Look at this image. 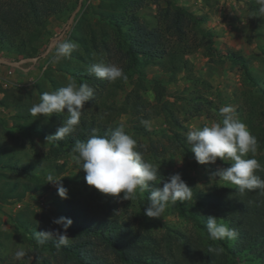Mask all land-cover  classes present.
I'll return each instance as SVG.
<instances>
[{"label": "rangeland", "instance_id": "rangeland-1", "mask_svg": "<svg viewBox=\"0 0 264 264\" xmlns=\"http://www.w3.org/2000/svg\"><path fill=\"white\" fill-rule=\"evenodd\" d=\"M167 1L171 0H141L133 17L128 18L122 15L123 9L115 0L112 4L111 0H81L79 10L67 27L69 17L74 13L79 0H66L69 7H73L70 14L60 17L49 16L44 27L30 30L28 34L17 36L15 39L8 38L5 41H10L9 44L0 41V58L13 62L22 61L16 67L0 63V102L3 99L2 92L8 87L22 88L24 92L31 91L35 87L40 91L42 87L45 91L52 92L71 81H75L78 86V80L71 76V67L86 69L93 63L103 62L123 69L126 60L122 57L126 47L121 38L124 36L129 39V24H133L134 21L141 27L161 34L162 38L156 40V44L151 42L154 51L162 53L165 58L169 51L175 50L183 57L187 66L177 71L174 78H170L169 72H165L169 68L166 69V65L161 64L163 62H157L155 58L139 59L137 61L139 64L129 69L133 72L127 80H123V87L117 91L116 98L117 102L123 101L127 93L132 89L136 90L145 105V113L142 116L131 112L121 113L108 119L107 123L111 121L115 128L123 125L125 132L137 141L136 150L142 153L143 159L159 167L162 173L168 175L167 179L179 173L189 178L192 186L204 191L223 185L230 186V182L219 179V176L212 178V174L218 169L227 168L229 161L218 158L215 164H198L196 160L181 152L174 143L164 113L162 112L160 116H152L147 107L156 103L153 84L158 77L165 88L160 103L167 109V119L169 117L177 119L185 135L193 128H202L212 122H222L219 108L223 106H231L242 121L239 117V107L243 101L254 96H262L261 90L264 89V18L259 16L257 0H172L194 16L191 23L186 24L184 36L177 39L164 28L165 19L161 9L168 6ZM103 2L106 3L105 6L101 5ZM99 8L102 11H109L111 8L114 17L119 20L121 30L117 31L110 25L102 26L97 18ZM132 9L134 8L130 10ZM202 29L213 33V45L216 51L213 55H208L204 49L203 39L199 33ZM90 35H93L98 42L108 41L117 50L110 55L99 48L98 54L92 55L91 52L94 51L86 52L79 49L77 39H86ZM64 41H72L76 44L71 54L80 52L82 60L79 63L70 61L67 57L53 62L58 43ZM143 46L144 44L141 43L135 45L134 50ZM48 47L50 48L43 57L33 62L29 60L42 54ZM231 55L236 59H242L245 66L230 60ZM89 61L90 64L86 66L85 63ZM7 71H11L8 72L10 75L8 78L2 75ZM139 71H144V75L141 76ZM1 76L16 85L12 86L4 82ZM45 77L48 80H44ZM138 80L141 81L137 87ZM52 83L55 84L54 87ZM40 93L34 92L26 99L34 104L39 103ZM10 99L14 101L13 96ZM85 106L86 103L84 108ZM88 109L89 107H86V110ZM11 112L8 110L9 116L7 114L2 116L1 113L6 111L2 112L0 108V119L8 118L6 123L9 125L12 123ZM110 114L111 112H108V115ZM56 115L54 114L55 117ZM64 115L68 114L64 112ZM141 120L148 121L149 125L144 126ZM15 132L22 135L21 130ZM164 133H167V136ZM23 139L26 148L22 150L17 147V165L33 163L32 173L45 189L37 187L25 190L23 195L12 196L10 194L15 191L11 193L8 191L6 194L0 190V264H74L67 256L32 242V237H40L38 231L58 230L66 234L67 242L81 244L82 249L95 256L96 262L100 264H120L111 248H106L104 240L110 234L111 223H115L113 221H117L116 225L120 227L121 232L130 235L150 234L157 240L161 239L166 228L177 232L193 231L192 222L187 218L179 217L170 207V203L160 218H148L144 214L148 203L147 191L142 193L138 191L131 200H120L102 194L88 185L84 179V171L71 158L72 147L58 149L57 154L50 153L44 156L50 145L48 141L37 134L32 135V138L28 136ZM158 142L164 145L166 151L157 144ZM150 143L155 146L151 150ZM2 169L4 168L0 169V183L27 180L19 168ZM48 174L62 179L63 187L68 190L67 199L60 198L57 187L47 183ZM158 180L159 178L156 181ZM156 183L153 184V188L163 186L161 183ZM2 193L7 197L2 198ZM120 195L123 196V193ZM193 201L194 199L191 198L187 204L191 206ZM57 202L62 204L58 206ZM18 203L20 208L17 207ZM60 217L70 218L73 221L66 233L61 226L53 223L54 218ZM109 220L111 222L105 225V221ZM76 222L78 224H74ZM76 226L78 229L74 230ZM170 249L168 250L171 253ZM18 250L26 253L25 257L19 260L14 258V253ZM170 253L160 250V255H164L165 259ZM143 256L146 257V254L143 253ZM240 264L263 263L258 260H247L246 254H243Z\"/></svg>", "mask_w": 264, "mask_h": 264}, {"label": "trees", "instance_id": "trees-1", "mask_svg": "<svg viewBox=\"0 0 264 264\" xmlns=\"http://www.w3.org/2000/svg\"><path fill=\"white\" fill-rule=\"evenodd\" d=\"M113 0H111L112 4ZM117 5L123 9V16L131 18L133 13L140 5L141 0H115ZM168 6L161 9L164 20V28H166L172 37L180 39L185 34L186 24H190L193 14L187 11L184 7L178 5L175 1H167ZM105 6L106 3H101ZM131 8H134L130 10ZM116 9H119L116 7ZM73 7H69L66 0H0V41L2 43L8 38H14L20 35L28 34L30 30L40 29L45 26L47 17H60L64 14H70ZM110 11V12H109ZM109 11L97 10V18L101 21L102 26H113L121 30L119 20L114 17V11L110 8ZM127 11V13H126ZM160 11V13H161ZM135 19V16H134ZM129 39L121 38L126 47L125 54L122 59L126 60L123 72L127 77L131 75L133 70H129L136 66L142 57L145 59H154L169 68L170 78H174L177 71L186 68L187 63L183 57L175 50L169 51L167 56L163 58L162 53H158L151 48L152 43L156 44V40L162 38L161 34L148 30L145 27L139 26L133 21L129 24ZM203 46L208 55L216 53L213 41L214 36L211 31L200 30ZM79 49L93 54H98L99 48L114 54L117 48L110 45L108 41L98 42L93 35L89 38H78ZM168 43L170 40L167 41ZM144 44L138 50H134L135 45ZM107 45V47H106ZM110 45V48L108 47ZM189 48V47H187ZM111 50V51H110ZM173 50V49H172ZM25 52V51H24ZM80 52L73 53L68 60L80 62ZM230 60L235 63H240L245 66L242 59H236L232 55ZM90 64L85 63L86 66ZM139 64V63H138ZM132 66V67H131ZM90 67V66H89ZM86 69H70L71 76L77 81L78 86L87 84L94 90V99L86 102L85 108L82 110L80 123L75 130L60 141L48 140L49 148L44 152V156L52 153L57 154L58 149L73 148L77 141L84 142L95 130L96 135L104 136L110 134V130L114 129V125L108 119L121 113L131 112L142 116L145 113V105L141 102V96L136 90H131L127 93L123 101L117 102L116 94L123 87V79H117L115 82H109L106 79H98L95 74L90 73ZM141 76L144 71H139ZM44 80H48L47 77ZM141 80L137 81L138 83ZM161 79L154 80L153 88L156 93L155 105H148L150 115L160 116L164 113V117L169 124L171 138L174 143L180 148L179 150L185 153L188 157L194 159V154L191 151V145L186 141V135L182 129L181 123L172 117L167 119V109L160 103L161 97L164 94V86L160 83ZM54 87L55 84L52 83ZM139 90V89H138ZM36 92L40 94L47 92L42 87L40 91L35 87L33 90L22 93L19 89H6L2 92L0 106L11 110V120L9 125L5 119H0V169L1 168H19L25 176L26 181H11L0 183V190L11 196L14 194L23 195L25 190L35 189L37 187H45L37 182V178L33 172V163L29 162L23 165H17V147L22 150L26 148L23 138H32V135L37 134L46 140V137L53 135L56 130L62 126L63 121L68 118V115L54 114L45 118L43 116L34 117L30 114L29 109L34 105L26 97L32 96ZM262 96H254L243 101L240 108V118L249 132L256 137L258 148L255 156L248 153L246 159L255 158L261 165V169L256 171V175L264 179V89L261 90ZM10 94V96H8ZM14 97V101H10V97ZM17 97V98H16ZM86 107H89L86 110ZM90 108L92 110H90ZM99 111V115H97ZM67 113V109L64 110ZM108 112H111L108 115ZM20 128V129H19ZM21 130L22 135L15 132ZM168 130V131H169ZM167 136V133H164ZM32 142V140L30 141ZM164 148L161 142L157 143ZM155 147L150 143L149 148ZM166 151V148H164ZM19 152V151H18ZM48 158V157H47ZM195 160V159H194ZM32 164V165H31ZM227 167L231 166V161L227 163ZM2 169V170H4ZM168 175L162 173L159 169L157 174L158 181L150 182L152 184L166 182ZM186 184L192 188V198L194 199L191 206L186 202L177 201L176 204H171L170 207L177 213L179 217L187 218L194 225L192 232H177L166 228L160 240L155 237L145 234L121 232V229L115 223H111L109 236L105 237L106 248H111L114 252V257L120 264H240L241 256L246 254V259L250 261L258 260L264 264V190L245 191L241 194L235 191L236 186L231 184L223 185L213 190L204 191L200 188L191 185L189 178L181 176ZM149 195V194H148ZM2 198L7 197L3 195ZM62 203L57 202V205ZM209 216L218 218L219 223L226 224L229 228L235 229L237 236L234 240H213L210 238L206 222ZM111 220L105 221V225ZM78 224V222L74 223ZM77 226L74 230H77ZM32 242L47 247L51 251L61 253L70 258L74 264H100L97 263V258L86 252L80 245L67 242L56 247L57 238H41L32 237ZM79 246V247H78ZM171 248V249H170ZM171 250L170 251L168 250ZM211 249H222L219 253L211 251ZM160 250L169 252V256L165 259L164 255H160ZM146 254V257L143 256ZM248 255V256H247Z\"/></svg>", "mask_w": 264, "mask_h": 264}, {"label": "clouds", "instance_id": "clouds-1", "mask_svg": "<svg viewBox=\"0 0 264 264\" xmlns=\"http://www.w3.org/2000/svg\"><path fill=\"white\" fill-rule=\"evenodd\" d=\"M259 16L264 18V0H257ZM76 48L72 41L58 43L53 62L71 55ZM88 71L95 74L98 79L115 82L117 79L127 80L123 69L114 64L103 62L93 63ZM94 90L87 84L77 86L75 81L52 92H44L40 102L34 104L29 112L34 117L43 116L46 119L53 114H62L67 109L68 118L63 121L53 135L46 137V141H60L72 133L80 123L82 110L86 102L94 99ZM222 122H212L202 128H193L186 133V141L191 145V151L198 164H215L217 159L231 161V166L218 169L212 178L228 181L235 185V191L243 194L245 191L264 190V179L256 175L261 165L255 158L246 159L248 153L255 156L258 142L247 126L236 116L231 106L219 108ZM141 124L148 126L149 122L141 120ZM137 141L124 130L123 125L110 130L104 136L93 134L84 142L77 141L72 148V160L85 173V182L93 186L100 193L120 200H131L137 192H149L148 203L144 214L148 218H160L169 203L191 200L192 192L179 173L171 175L162 187L153 188L150 182L157 180L159 167L143 159L142 153L136 150ZM47 183L57 187V194L62 199L68 198V190L63 187L61 180L48 174ZM123 193V196L120 194ZM53 223L61 226L64 233L72 225L70 218H54ZM206 227L213 240H234L237 236L235 229L229 228L224 223H219L218 218L209 216ZM38 236L43 238L57 237L59 248L67 243L68 236L58 230L38 231ZM219 253L222 249H211ZM23 250L14 253V258L19 260L25 257Z\"/></svg>", "mask_w": 264, "mask_h": 264}, {"label": "water", "instance_id": "water-1", "mask_svg": "<svg viewBox=\"0 0 264 264\" xmlns=\"http://www.w3.org/2000/svg\"><path fill=\"white\" fill-rule=\"evenodd\" d=\"M80 4H81V0H79L78 5H77V7H76L74 13H72V14L70 15V17H69V21H68V23H67V25H66L67 27H68L69 24L71 23V20H72L74 14L79 10V8H80ZM49 48H50V47H48V48H47L42 54L37 55V56H35V57H31V58H29V60L33 62V61H35V60L40 59L41 57H43V56L47 53V50H48ZM24 60H25V59H24ZM21 62H22V61L13 62V61H8V60H4V59L0 58V63H4V64H7V65H9V66H13V67L18 66V64H20Z\"/></svg>", "mask_w": 264, "mask_h": 264}, {"label": "crops", "instance_id": "crops-1", "mask_svg": "<svg viewBox=\"0 0 264 264\" xmlns=\"http://www.w3.org/2000/svg\"><path fill=\"white\" fill-rule=\"evenodd\" d=\"M8 72H11V71H7V73H3L2 75L4 76V77H10V75H9V73ZM4 77H2L1 76V78H3L2 80L4 81V82H6V83H8V84H10V85H12V86H15L16 85V83L14 84V82H11V81H8V80H6V79H4ZM7 87H8V85H7ZM15 87H8V88H6V89H14ZM19 89H21L23 92H24V90L22 89V88H19ZM1 108V110H2V112L3 111H6V113H1V115L2 114H7L8 113V109H6V108H4V106L3 107H0ZM2 116H4V115H2ZM7 116H9L8 114H7ZM5 121L6 122H8V118L7 119H5Z\"/></svg>", "mask_w": 264, "mask_h": 264}, {"label": "built area", "instance_id": "built-area-1", "mask_svg": "<svg viewBox=\"0 0 264 264\" xmlns=\"http://www.w3.org/2000/svg\"><path fill=\"white\" fill-rule=\"evenodd\" d=\"M17 207H19V208H20V204H19V203L17 204Z\"/></svg>", "mask_w": 264, "mask_h": 264}]
</instances>
